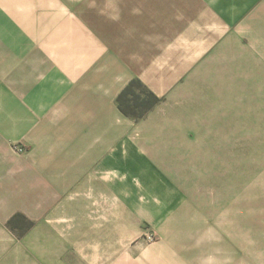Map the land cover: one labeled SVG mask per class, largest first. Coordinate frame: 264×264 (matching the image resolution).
<instances>
[{
    "label": "crops",
    "instance_id": "0c3cea01",
    "mask_svg": "<svg viewBox=\"0 0 264 264\" xmlns=\"http://www.w3.org/2000/svg\"><path fill=\"white\" fill-rule=\"evenodd\" d=\"M26 8L37 26V1ZM22 9L21 0H0V43L21 38L5 27L22 26ZM262 11L264 0L84 1L72 24L57 31L55 49L31 50L28 67L0 50V225L23 182L50 187L49 200L62 203L77 187L84 208L93 187L133 213L136 225L160 227L181 210L183 170L196 168L198 145L175 100L188 78L224 72L235 52L251 49L257 58ZM135 79L163 99L138 118L117 101ZM17 141L29 145V155H17Z\"/></svg>",
    "mask_w": 264,
    "mask_h": 264
},
{
    "label": "rangeland",
    "instance_id": "374dc122",
    "mask_svg": "<svg viewBox=\"0 0 264 264\" xmlns=\"http://www.w3.org/2000/svg\"><path fill=\"white\" fill-rule=\"evenodd\" d=\"M36 1L38 25L31 24L25 9L34 0H21L22 26L5 27L7 34L20 31L21 38L0 43L7 59L21 57L18 67H28L37 49H55L57 31L76 19L78 3L94 0ZM260 16L258 11L257 23ZM261 21L257 58L251 49L235 52L239 56L230 58L224 72L202 71L188 78L175 100L181 105L174 112L186 116L198 145L196 168L191 164L183 170L181 210L160 227L136 225L133 213L107 202L104 194H93V187H87L84 208L76 201L77 187L62 203L49 200L50 187L23 182L8 203L5 227L0 225L5 231L0 232V264H132V258L150 252L141 264H264V15ZM123 101L137 113L152 102L139 85ZM12 148L23 158L29 155L24 141ZM95 198L102 202L99 211Z\"/></svg>",
    "mask_w": 264,
    "mask_h": 264
},
{
    "label": "trees",
    "instance_id": "16d2710c",
    "mask_svg": "<svg viewBox=\"0 0 264 264\" xmlns=\"http://www.w3.org/2000/svg\"><path fill=\"white\" fill-rule=\"evenodd\" d=\"M135 85H139L144 89V93L148 96L149 99L152 100L150 106L147 108H145L144 110H142L141 112L137 113V111L135 110H128L125 106H124V98L127 97L130 93L132 88ZM161 98L158 97L154 92H152L150 89H148L140 80H133L131 81L126 88L121 92V94L118 97V104H119V108L120 110L129 116H134V117H142L144 116L147 112H149L154 106H156L159 102H160Z\"/></svg>",
    "mask_w": 264,
    "mask_h": 264
},
{
    "label": "built area",
    "instance_id": "2783aa9c",
    "mask_svg": "<svg viewBox=\"0 0 264 264\" xmlns=\"http://www.w3.org/2000/svg\"><path fill=\"white\" fill-rule=\"evenodd\" d=\"M17 149H18L19 151H23V150H24V148H23L22 145H18V146H17Z\"/></svg>",
    "mask_w": 264,
    "mask_h": 264
}]
</instances>
